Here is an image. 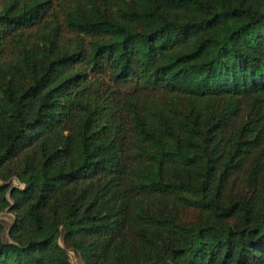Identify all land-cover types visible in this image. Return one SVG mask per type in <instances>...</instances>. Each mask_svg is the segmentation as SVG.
<instances>
[{
	"label": "trees",
	"instance_id": "1",
	"mask_svg": "<svg viewBox=\"0 0 264 264\" xmlns=\"http://www.w3.org/2000/svg\"><path fill=\"white\" fill-rule=\"evenodd\" d=\"M52 4L0 9V264H264V0Z\"/></svg>",
	"mask_w": 264,
	"mask_h": 264
},
{
	"label": "rangeland",
	"instance_id": "2",
	"mask_svg": "<svg viewBox=\"0 0 264 264\" xmlns=\"http://www.w3.org/2000/svg\"><path fill=\"white\" fill-rule=\"evenodd\" d=\"M51 1L53 3L52 4V11L53 10L56 11L55 14H57L56 22L58 24L60 35L66 39H72L74 36L71 35L70 33H68L64 29V26L62 24V16L60 13L61 6L67 5L71 0H51ZM59 3H61V6ZM3 5H4V0H0V9ZM49 15H51V12H49V14L44 18V20L47 23H52V21H55V18H51V16H49ZM35 31H36V27L31 28L29 30V32H35ZM108 85L112 86V84H108ZM126 90H128V89H125V91ZM249 112H250L249 101L244 100L242 102V112H241V117L243 120L249 119ZM10 181H11L13 186L21 187L20 183L15 178H12ZM1 183L2 182L0 181V184ZM179 214H180L179 219L184 223H187L188 221H191L194 218V213H190V211H187L186 209L181 210ZM11 221H12V215L7 210H4L3 212L0 213V222H2L5 227H8L10 225ZM5 238H6V236H5ZM59 243L62 244L61 241H59ZM66 251H67V254L69 256V260H70L71 264H82V261L80 260L79 256L75 252H73L69 248H66Z\"/></svg>",
	"mask_w": 264,
	"mask_h": 264
}]
</instances>
